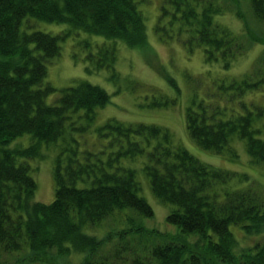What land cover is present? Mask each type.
Returning <instances> with one entry per match:
<instances>
[{
	"label": "trees",
	"instance_id": "trees-1",
	"mask_svg": "<svg viewBox=\"0 0 264 264\" xmlns=\"http://www.w3.org/2000/svg\"><path fill=\"white\" fill-rule=\"evenodd\" d=\"M142 2L0 0V264H264V196L259 188H226L220 183L231 180L233 172L175 143L163 124L109 118L96 126L89 143L98 109L110 102V93L100 85L82 80L60 89L55 102L47 100L57 91L46 81L47 63L60 54V41L70 33L81 29L109 39L97 42L95 51L90 39L83 44L92 49L87 58L96 68L112 67L116 73L118 40L140 51L149 46ZM247 2L251 18L264 24V0ZM227 14L242 19L244 30L227 23ZM31 18L66 22L72 29L52 34L35 28ZM251 27L243 0H160L155 25L163 41L178 39L191 52L203 46L207 62L222 61L226 68L254 43H264ZM166 80L179 91L173 75ZM263 84L264 50L250 72L220 88L241 96ZM160 93L152 98L153 106L174 105L180 96ZM221 94L192 93L185 109L190 138L206 150L226 148L235 161L238 152L230 140L237 135L246 140L251 158L264 161L255 111L242 102L244 111L234 112L222 104ZM24 133L31 134L27 146L11 145ZM67 136L53 169L55 197L35 200L38 182L28 159L43 155V142ZM142 153L153 192L173 205L166 219L175 231L144 223L154 209L139 194L135 169L123 162ZM232 224L259 238L236 251ZM103 225L105 231L97 234ZM73 252L83 253L78 262L72 260Z\"/></svg>",
	"mask_w": 264,
	"mask_h": 264
},
{
	"label": "rangeland",
	"instance_id": "rangeland-1",
	"mask_svg": "<svg viewBox=\"0 0 264 264\" xmlns=\"http://www.w3.org/2000/svg\"><path fill=\"white\" fill-rule=\"evenodd\" d=\"M140 7L146 14L147 33L149 46L140 51L117 41V60L114 64L117 73L112 67L96 68L94 62L87 58V54L96 50L97 42H111L102 35L90 34L79 29L78 33H70L64 40L60 41V54L47 63L46 81L50 82L57 91L51 93L47 100L55 102L59 90L71 85H76L82 80L102 86L110 93V102L98 109L97 117L88 132L89 143L95 136L97 125L109 118H116L124 123L151 122L163 124L169 127L172 139L189 148L200 159L214 167L233 172L231 180L226 181V188H240L254 185L260 189L264 196V161L256 162L246 148V140L237 135H232L230 143L237 150V160L229 157V150L222 152L206 150L198 146L187 131L185 125V109L190 103L192 93L198 92L200 97L218 96L221 94L222 104L234 112H242V102L254 110L256 126L261 128L264 136V84L260 88L247 90L241 96H233V89L220 88L221 83H229L232 79H239L245 73L251 71L253 64L264 50V43L256 42L248 50L238 55L229 67H224L222 61L207 62L204 57L203 46L190 49L178 39L163 41L155 29L157 22L160 0H142ZM243 8L250 17L251 28L264 36V24H258L251 18V10L247 0H243ZM226 22L235 30H244L243 20L235 14H227ZM35 28H39L52 34L65 32L72 29L66 22L46 21L31 18ZM85 38L93 42L92 49L83 44ZM111 44V43H109ZM173 75L180 89L175 90L166 80V75ZM163 94L180 95L178 102L171 106H153L152 98L157 91ZM160 93V94H161ZM220 93V94H219ZM158 97V96H157ZM155 99V97H154ZM216 99V98H215ZM262 109L258 114V110ZM230 111V113L232 112ZM77 138L83 139V135L74 133ZM69 137L60 138L57 142L42 144L43 155L28 159L33 166L32 175L38 182L35 200L51 202L55 197V180L53 169L57 154L63 146L67 145ZM31 142V134L24 133L14 139L11 145L20 144L27 146ZM80 146H83L81 143ZM65 152L63 153V155ZM146 154L142 153L135 157L123 158L124 165L135 169L136 177L140 181L139 194L142 195L153 207L154 215L144 217V223L148 226L154 225L162 230H177V227L167 221L166 215L173 208L169 202H163L152 190L150 177L147 174L144 163ZM83 182L79 181L81 185ZM223 192V190H219ZM107 224V221L106 223ZM106 227L103 225L96 231L102 235ZM232 231L237 236L236 251L250 246L259 236L247 235L238 225H231ZM88 232H94L88 228ZM83 253L73 252L72 260L78 262Z\"/></svg>",
	"mask_w": 264,
	"mask_h": 264
}]
</instances>
